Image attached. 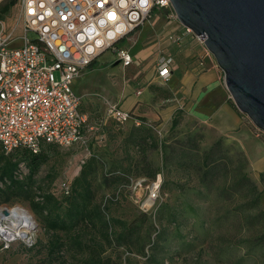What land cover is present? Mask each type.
I'll return each mask as SVG.
<instances>
[{"label": "rangeland", "instance_id": "1", "mask_svg": "<svg viewBox=\"0 0 264 264\" xmlns=\"http://www.w3.org/2000/svg\"><path fill=\"white\" fill-rule=\"evenodd\" d=\"M18 9L19 7L17 5V8L11 9L8 14L4 15L2 20L5 22L7 28L10 30L14 29L16 36L21 37L22 20L20 19ZM175 31L176 28L172 29V35H175ZM28 37L30 40L36 38L33 33H29ZM115 47L122 50L124 43L119 42ZM117 61H119V53H113V50H108L103 53L102 56L98 57L93 68L95 70L92 72H89L88 69L82 71L84 76H88V73H92L94 76L93 80H91L86 87L98 91V93H96L97 96L95 95L97 98L95 99L104 100V96L107 98V95L111 96L118 93L117 89L119 83L113 82L112 77H117L122 81L133 78L136 66L133 65L128 69H124L122 64L116 63ZM56 76L58 77V74H56ZM75 82L72 85L73 90ZM74 91L79 95L77 90ZM135 91H141V88L139 89L136 87ZM158 94L160 93L158 92ZM81 102L82 107L86 106L87 102L85 98H81ZM175 116L178 118L179 125L174 132H170L171 121L166 125L149 123L145 126H136L131 120H128L126 124H121L123 126H118L120 128H116L115 126H108L110 124L109 121L104 122L105 119H103L102 129H104L106 124L107 127L105 128V132L102 133L99 129L100 120L97 118L95 134L90 136L93 143L90 147L91 153L98 155V166L94 170H89L87 176V180L92 184L94 204L99 205L100 202L102 204L106 196H112L118 191L121 192L122 198L119 200V204L112 207L111 216L118 220H122L126 228L131 227L135 229V235L136 238H138L136 239L138 242L135 241L136 244H134V246H136L134 247L135 251L131 252L125 249V247L118 246L115 241L116 237L113 238L116 244L114 242L109 244L100 236L99 232L92 231L89 225L82 223L77 225V229L86 232L85 238L83 237L84 245L89 247L85 249L86 252L76 255L75 253L66 251L62 256H56L54 259H51L48 247L49 236L41 226L42 224L37 221L30 210L32 198L33 200L36 199L35 196H30L31 198L29 201H25L23 198H21L22 200L9 199L7 203L10 205H0V207H5L9 210L22 208L33 216L36 226L34 228V240H37V248L32 257H29V254L22 253L19 247V251L17 250V252L12 250L10 253H4L5 251L0 250V264H84L85 258L89 255L87 251L91 252L90 248L100 246L103 252L102 257L105 259L106 264H149L148 258L149 255H152V251L148 252L149 247L145 248L144 252L149 255L144 257L137 254V247L141 240L146 239L148 233L152 231V229H150V219L151 222L155 224L156 228H161L163 226L167 228V236L161 240L162 244L154 251V263L151 264H195L194 258L199 252H202V248L208 253L203 259H206L209 264H216L213 261L212 248L218 245L215 241L219 234H223L224 231L217 230L212 234L214 237L204 243L195 240L194 238L200 231L199 223L195 222L185 200L186 198H190L191 205L196 211H198V209L200 210L201 207L203 210L200 214L206 211L211 218L214 217V214L216 215L218 210L221 211L216 216L218 218L222 217L227 209V204L222 202L221 209L217 200H213L215 194L201 191L202 188L199 185L198 176L194 173H192L187 180L181 170H175V168L164 169L160 146L158 145V148H152L153 144L148 139V136H153L159 143L165 138H171L170 142L177 143V147H184L190 137L192 138L191 141H195L199 146L200 151L208 150L215 142L220 140V138L214 136L202 122L192 119V116L189 115L187 111L178 112ZM246 119L248 120L247 117ZM254 129L256 130L255 127ZM262 137L264 138V136H261V138ZM223 147L226 149L230 148L233 154L239 153V150L235 146H230L227 142H223ZM83 152L84 151L67 150L64 148L50 151L46 162L40 166L33 177L32 189H36V191L39 190L42 196L51 193L59 197V195H57L59 182L62 179L72 182L79 176L82 168L80 167V160H82L84 156ZM15 160V162L19 161V166H23L22 170L19 168V174L21 178L24 177V180L30 174L29 169L25 168L20 158L17 157ZM3 163H0V165ZM119 172L126 177H123L122 180L114 179L115 176L112 175H116V173ZM153 173H155V178L149 175ZM158 173L162 175V184L159 198L152 206L153 202L148 200L149 187L156 179ZM260 183L264 185V182H261V180ZM182 184H185L184 187L186 189L184 195H182L181 191L177 188L178 185ZM259 189L262 191L260 187ZM199 193L207 199L206 202H204V198ZM23 196L24 195L21 197ZM240 197L241 195L236 198L237 200L234 201L232 208L238 209L245 204V200H242ZM2 202L5 204L4 199H2ZM163 204L176 206L178 210L182 212V217L179 219V222L182 221L180 230L177 231L174 224L168 222L172 211L165 209L159 213L160 207ZM262 207H264L263 202ZM159 216L162 217L161 222L158 221ZM238 220H240V218H238ZM117 226L120 225L117 224ZM117 226L114 227L115 230H119ZM206 227L209 228V225H206ZM232 232L235 233V226ZM254 232L255 234L252 235ZM258 232L259 231L256 232L253 230L252 232L247 231L238 234V237L234 239V241L239 240V238H245L244 240H251V243L245 242L241 248L233 251L232 261L238 260L244 254H249L251 258L249 262L245 264H258V258L263 255V249L257 247L254 250L249 249V247L254 245L252 240L256 238ZM151 233L153 238V231ZM73 234L75 233L72 232L68 236L61 234V236L64 241H69V237H72ZM179 234L187 237L185 239L186 241H194L192 251H180V243L177 241Z\"/></svg>", "mask_w": 264, "mask_h": 264}, {"label": "built area", "instance_id": "2", "mask_svg": "<svg viewBox=\"0 0 264 264\" xmlns=\"http://www.w3.org/2000/svg\"><path fill=\"white\" fill-rule=\"evenodd\" d=\"M18 7L21 37L0 19V148L6 155L21 148L36 155L42 144L86 147L95 128L80 110L74 80L141 26L153 10L165 11L177 21L170 0H18ZM29 33L36 38L30 40ZM117 53L124 67L132 64L126 50ZM171 64V58L160 60L157 72L162 82L171 78ZM106 115L119 124L132 119L116 105H110ZM256 133L261 134L257 129ZM161 184L162 175H157L149 187L152 206ZM4 210L7 217L2 216ZM13 210L0 207V228L7 229L15 221ZM34 232L29 230L23 239L0 234V250H9L19 241L32 247Z\"/></svg>", "mask_w": 264, "mask_h": 264}, {"label": "trees", "instance_id": "3", "mask_svg": "<svg viewBox=\"0 0 264 264\" xmlns=\"http://www.w3.org/2000/svg\"><path fill=\"white\" fill-rule=\"evenodd\" d=\"M17 5L18 0H5L0 5V19H3L4 15L8 14L11 9L17 8ZM232 107L236 109L233 103ZM107 121L110 123L108 126H115L116 128H120L118 126H123L112 119H107L106 122ZM141 122L142 126H145L147 123L144 119H141ZM88 125L93 126L95 129L97 128V126L89 122V120ZM178 125L179 121L177 116H175L171 121L170 132H174ZM106 127L107 124L104 126V129H102L103 126L100 125L99 129L103 133ZM94 134L95 131L91 133L90 136ZM259 136L261 137L264 135L260 134ZM148 139L153 144L152 148H158V145L160 146L164 169L175 168V170H181L186 179H189L191 174L194 173L198 176L199 185L202 188L201 191L215 194L213 200H217L221 209L222 202L227 204V209L222 217L218 218L216 216L221 211L218 210L216 215L214 214V217L211 218L206 211L200 214L203 210L201 207L200 210L198 209V211H196L191 205L190 198H186L185 200L195 222L199 223L200 231L194 238L195 240L204 243L212 239L214 237L212 234L217 230L224 231L223 234H219L215 241L218 245L212 248L213 261L216 264H245L249 262L251 258L249 254H244L238 260L232 261L233 251L241 248L245 242L251 243V240H244L245 238H239V240L236 241H234V239L238 237V234L255 230L259 232L256 234V238L252 240L254 245L249 247V249L254 250L256 247L263 249V255L258 258V264H264V207H262V191L248 172L247 161L243 154L241 152L233 154L230 148H224L222 139L218 140L208 150L204 151H200L199 146L195 141H191L192 138L190 137L184 147H177V143H171V138H165L160 143L156 141L153 136H148ZM92 144V140L89 137L86 147L75 145L70 148H64L67 150L84 151V156L82 160H80V167L82 168L79 176L72 182L66 179H62L59 182L57 187V195H59V197L51 193L42 196L40 195V191L32 189L31 185L33 184L35 173L49 157V152L61 148L55 145L42 144L39 153L36 155L23 148L6 155L0 149V163L4 161V163L0 165V205H8L9 203L7 202L9 199L23 198L25 201H29L31 198L30 196H35L36 199L33 200L32 198L31 200L32 205L30 206V210L37 221L42 224L41 226L49 236L48 247L51 259H54L56 256H62L66 251L75 253L76 255L86 252L85 249L89 248L85 246L83 242L86 232L77 229V225L82 223L89 225L92 231L99 232L100 236L109 244L111 242L116 244L117 242L118 246L125 247V249L131 252L135 251L134 247L136 246H134V244H136L135 241L138 242L136 240L138 238H136L135 229L131 227L126 228L122 220H118L111 216L112 207L119 204V200L122 198L121 192L118 191L112 196H106L102 204L101 202L99 205L94 204L92 184L87 180L89 170H94L98 166V155L91 153L90 147ZM17 157L23 161L22 164H24L25 168L29 169L30 172L29 176L24 180V177L21 178L19 174V161L15 162ZM149 175L155 178V173ZM157 175H161V173ZM112 176H115L114 179L116 178L117 180H122L123 177H126L124 174H120V172ZM260 180L264 182V173L260 175ZM184 186L185 184L177 186L182 195L186 193ZM22 195L24 196L21 197ZM240 195V198L245 200V204L238 209L232 208L234 201L237 200L236 198ZM201 196L204 198V202H206L207 199H205L203 195ZM2 199L5 200V204L2 202ZM165 209L172 211L168 222L174 224L177 231L180 230L182 221L179 222V219L182 217V212H180L176 206L163 204L160 207L159 213ZM161 218V216L158 217L159 222H161ZM238 218H240V220H238ZM117 224L120 226H117ZM150 224V229H152L154 235L153 238L151 231L148 233L147 238L141 240L137 247V254L144 257L149 255L144 252L145 248L149 247L148 252L152 251V255H149L148 258L149 264L154 263L153 253L160 247V244H162L161 240L167 236V228L165 226L156 228L155 224L151 222V219ZM206 225H209V228L206 227ZM115 226L119 227V230H115ZM234 226L235 233L232 232ZM72 232L75 234L69 237V241H64L61 234L68 236ZM254 234L255 232L252 233V235ZM113 238H115L116 242ZM186 238L187 237L180 234L178 236L177 241L180 243L181 252L182 250L187 252L192 251L194 241H186ZM18 247L22 253L29 254V257H32L37 248V240H35L32 247H26L20 241L16 242L4 253H10L12 250L17 252V250L19 251ZM90 249L91 252L87 251L89 255L85 260L83 259L84 264H106L105 259L102 257L103 252L101 246ZM207 254L208 253L202 248V252H199L194 258V263L209 264L206 259H203Z\"/></svg>", "mask_w": 264, "mask_h": 264}, {"label": "crops", "instance_id": "4", "mask_svg": "<svg viewBox=\"0 0 264 264\" xmlns=\"http://www.w3.org/2000/svg\"><path fill=\"white\" fill-rule=\"evenodd\" d=\"M174 28L175 35H172ZM119 42L124 43L122 50L132 57V64L122 67L128 69L134 65L136 71L132 79L122 81L112 77L113 82L119 83L118 93L97 100L98 91L86 87L94 78L92 73L88 76L82 74L84 77L80 75L74 80V90L79 92L76 95L86 99V106L82 107L81 102L80 110L89 122L96 125L99 118L100 125H103L110 105L132 114L131 121L136 126L142 125L141 119L146 120V124L166 125L178 112L187 111L214 136L235 146L243 154L252 179L262 189L264 205V185L260 183V175L264 173V140L257 135L252 123L232 107L223 73L203 42L171 19L167 12L156 9L141 26ZM115 46L111 49L113 53L121 50ZM164 57L173 60L172 75L167 82H162L157 72ZM97 59L86 68L89 72L95 70ZM116 63L122 64L120 61ZM136 87L141 91H135Z\"/></svg>", "mask_w": 264, "mask_h": 264}, {"label": "water", "instance_id": "5", "mask_svg": "<svg viewBox=\"0 0 264 264\" xmlns=\"http://www.w3.org/2000/svg\"><path fill=\"white\" fill-rule=\"evenodd\" d=\"M170 2L177 21L214 58L235 108L264 134V0Z\"/></svg>", "mask_w": 264, "mask_h": 264}, {"label": "bare ground", "instance_id": "6", "mask_svg": "<svg viewBox=\"0 0 264 264\" xmlns=\"http://www.w3.org/2000/svg\"><path fill=\"white\" fill-rule=\"evenodd\" d=\"M23 210V209H22ZM11 216L15 217V221L10 224L7 229L0 228V234L4 236H19L22 239L25 236V233H28L29 230L34 229L35 220L31 214H29L26 210L14 209L11 211ZM21 225H23V230H20ZM20 226V228H18Z\"/></svg>", "mask_w": 264, "mask_h": 264}]
</instances>
